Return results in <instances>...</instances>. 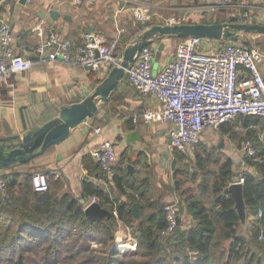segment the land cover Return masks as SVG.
<instances>
[{"label":"crops","instance_id":"0c3cea01","mask_svg":"<svg viewBox=\"0 0 264 264\" xmlns=\"http://www.w3.org/2000/svg\"><path fill=\"white\" fill-rule=\"evenodd\" d=\"M133 1H143L151 5L157 19L153 21L154 24L170 17H176L174 23L184 20L227 22L229 17L230 19L236 17L235 13L240 10L239 6L252 9L257 16V22L264 24V0H235V5L228 9L211 8L215 0H190L194 3L191 6L183 4L187 0H0V11L7 12L15 41L17 44L21 42L27 44V55L33 61L28 71L13 72L6 81L0 82V137L23 136L57 116L63 106L84 100L94 92L112 69L105 65L92 68L74 65L61 59L50 60L47 54L41 55L37 52L36 48L40 42L54 32L59 34L62 40L69 39L80 45L87 40L85 34L90 30L91 34L103 42L120 37L119 51L124 54L125 49L136 42L144 32L140 27L143 23L138 22L134 16ZM54 9L59 11L56 18L51 14ZM122 27L125 31L120 33ZM168 39L170 38H165V41L159 43H156L155 39L152 41L156 48L155 59L158 62L156 70L163 67L175 52L167 51ZM262 69L264 73V62ZM98 105L99 112L72 128L66 139L50 146L34 159L14 166H0V176L14 178L20 182L34 171H44L49 175L53 191L58 198L71 194L82 200L85 207L92 201L90 196L85 198L83 191L84 182L87 180L98 183L113 193V196H119L122 200L127 199L124 194H119L114 181L116 170L120 167L126 168L129 179L136 183L137 189L129 187V192L137 190L141 194L146 191L147 199H144L147 200L146 207L150 201L154 202L159 198L171 197L172 193L176 194L173 170H176L179 161L176 153L180 152L170 150L167 145L170 123L162 120L146 121L142 117L138 122L133 119L135 115H140L145 110L158 108L160 105L158 99L154 96H143L125 74L118 87L109 95V99L106 102L99 101ZM99 126L102 127V131L96 133L95 129ZM252 130H256L255 140L261 149L257 162L261 163L264 162V123L259 122L258 128ZM221 131L227 133L222 128ZM216 133L218 132L212 128L204 131L195 152L196 157L199 155L200 158L205 157V149L212 150L217 145V151L228 154V158L234 160L233 143L224 144L222 141L217 144L215 138L219 134ZM106 139L114 141L118 157L111 177L107 178L106 182H100L98 181L100 169L92 157V151ZM174 159L175 167L172 165ZM222 163L219 160L218 168L208 169L214 175ZM245 167L260 175L256 165L243 166ZM167 168L171 169L172 181L169 180ZM234 172L238 174L235 167ZM168 185L171 191L165 194ZM193 185L194 190L188 194L178 190L180 193L176 198L179 202L180 230L186 233L193 227L202 226L189 212V202L201 200L209 207L210 214L219 208L215 204L213 181L201 182L200 178H197ZM139 206L140 216L144 214L149 217L152 212L156 213L158 210L152 208L145 214L144 208ZM259 208L263 210L261 218L263 225L264 198L257 208L248 209L247 221L250 232L259 225L257 218ZM157 218H160V213L155 219L158 220Z\"/></svg>","mask_w":264,"mask_h":264},{"label":"built area","instance_id":"2783aa9c","mask_svg":"<svg viewBox=\"0 0 264 264\" xmlns=\"http://www.w3.org/2000/svg\"><path fill=\"white\" fill-rule=\"evenodd\" d=\"M235 0H215L211 8H230ZM235 13L237 22L254 23L257 16L252 9L239 6ZM132 10L140 23L152 22L155 13L146 2L133 1ZM176 17L162 19L160 23H174ZM125 28L120 29L123 33ZM241 36L236 39L186 36L177 45L172 58L160 69L155 70L156 48L144 46L136 53L135 59L125 68L129 82L143 95L154 96L159 107L143 111L134 116L138 122L167 121L170 123L167 145L170 150L179 151L184 158H192L201 143L202 135L208 128L237 118L239 115H253L264 123V51L245 43ZM84 43L76 45L72 40H62L57 33L43 39L36 50L47 54L50 60L61 59L74 65L99 68L103 65L119 66L123 55L117 53L120 37L103 42L91 33L85 34ZM0 82L6 81L13 72L28 71L32 59L27 55V44H17L7 12L0 11ZM257 129L251 123L248 129ZM102 127L95 129L101 133ZM244 157L258 159V151L251 137L243 141ZM98 163V181L106 182L114 172L117 150L114 141L103 140L92 151ZM234 181L244 183L245 177ZM35 191L49 189V175L44 171L32 173ZM0 190L8 196L7 179L0 176ZM98 201L96 196L92 201ZM167 226L164 234H171L179 225V202L175 200L164 208ZM117 215V211H115ZM263 210L258 209V224L261 225ZM259 238H264V228ZM121 246V245H120Z\"/></svg>","mask_w":264,"mask_h":264},{"label":"trees","instance_id":"16d2710c","mask_svg":"<svg viewBox=\"0 0 264 264\" xmlns=\"http://www.w3.org/2000/svg\"><path fill=\"white\" fill-rule=\"evenodd\" d=\"M228 21L237 20L231 18ZM153 24V22L140 24L141 31ZM152 43L150 42L148 45H152ZM119 49L120 43L116 51L123 54ZM234 120H239L246 128L251 123L259 124L262 121L253 115H239L231 121ZM229 123L228 121L221 124L224 132H229L230 128L232 131L233 128L231 125L228 126ZM255 131L251 128L248 129L249 135L246 138L251 137L255 140ZM257 151L258 155H261L258 148ZM176 157L180 160L184 155L177 152ZM246 162L247 165H256L260 175L255 174L248 167L242 168L243 170L236 174L234 160L227 158L214 173L213 193L215 204L219 206L218 210L210 214L209 207L201 200L189 202L188 210L198 219L199 225L203 226V231H199L196 226L189 229L188 233L180 230V214L179 225L175 231L171 234L163 233L167 226V220L161 205H157V212H152L149 217L135 216L131 205L137 202L142 208H145L147 204L144 199H147V194L146 191L141 194L137 190L128 191L129 187L137 189V186L135 181L129 179L126 168H118L114 175L116 188L119 194H124L127 197L126 200L120 199L119 196H113V193L94 181L84 182L85 198L96 196L100 204L112 212L110 217L106 216L101 219H93L87 215L82 200L71 194L58 198L53 191L50 179L49 189L39 192L33 188L32 175H27L20 182L14 178L5 177L8 196H5L0 190V259H3L8 249H11L10 255L6 259H10L16 264H30L33 260L26 255L25 249L28 247L36 249L41 245V251L46 253L44 259L50 264L60 262L61 257L75 261L81 259L77 264H128L120 262L118 251H115L116 256L113 257L84 254L91 250L94 240L106 244L110 242L113 245L118 220L121 219L127 224L138 221L137 236L142 252L137 251V253L141 252L143 256L149 257L148 260H139V262L130 264H264V238H259L264 224L253 228L250 239L239 233V227L242 224L235 207L236 200L231 193L226 191V187L234 179L244 176L243 189L247 209H255L261 204L264 198V162H256L249 156H246ZM198 164L200 167L204 166V160L200 158V155ZM179 171L176 169L174 174H178ZM16 185L19 187L15 188ZM174 187L176 190L187 192L186 189H180L181 184L176 179ZM115 211H117V215ZM158 213H160V218L156 220ZM162 234L168 235L167 244L162 240ZM226 240L229 243L224 246L223 241ZM42 241L50 242L42 245ZM169 247L173 251H167ZM64 251L67 252L66 255H64ZM95 251L97 249L92 252ZM51 254L53 260L49 258Z\"/></svg>","mask_w":264,"mask_h":264},{"label":"water","instance_id":"95a60500","mask_svg":"<svg viewBox=\"0 0 264 264\" xmlns=\"http://www.w3.org/2000/svg\"><path fill=\"white\" fill-rule=\"evenodd\" d=\"M54 18L59 15V11L51 12ZM90 30H87V33ZM242 32L264 34V24L259 22H180V23H156L144 30L139 39L128 46L123 54V60L119 66H114L107 77L95 88L94 92L80 102L63 106L59 114L49 119L44 124L36 127L27 134L8 135L0 137V166L9 167L44 153L50 146L60 143L66 139L71 129L84 122L88 117H92L99 112V101L106 102L109 95L115 90L120 81L124 78L125 68L134 61L135 55L144 46L148 45L154 39L162 36H180L191 35L236 39L240 38ZM159 51V50H158ZM159 53V52H158ZM176 165V159L172 162ZM244 186L242 182L233 181L226 187V191L231 193L235 200V207L240 216V221L246 225L248 210L244 197ZM132 211L136 217H140V206L133 203ZM85 213L93 219H101L112 215L111 210L103 207L99 201H93L85 207ZM203 230L202 226L198 227Z\"/></svg>","mask_w":264,"mask_h":264},{"label":"rangeland","instance_id":"374dc122","mask_svg":"<svg viewBox=\"0 0 264 264\" xmlns=\"http://www.w3.org/2000/svg\"><path fill=\"white\" fill-rule=\"evenodd\" d=\"M183 4L191 6L194 3L191 2L190 0H187ZM176 12L178 14V11H176ZM229 19H230V17H229ZM152 20L156 21L157 19L153 18ZM184 22H191V20H184ZM242 35H243L242 40L245 41V43H247V44L251 43L252 45L257 46L264 51V34H258V33H252V32L251 33L242 32ZM165 38H170L167 40V43H168L167 51H169L170 53L175 51L177 45L179 44V42L182 39L180 36H162V37H158L155 39L156 43L165 41ZM154 64H155V70H156L157 69L156 66L158 64L156 59L154 60ZM230 125L233 129L231 131V128H230L229 132H227V133H223L221 131V128H220L221 125L217 128H212V129L215 130L216 132H218V133H216V135L219 134L218 137L215 138V142H217V144H220L222 141L224 142V144H228L229 142L233 143L234 151H233L232 156L234 157V162H235V159L238 160V161L236 160L237 164L235 163L234 167L236 168V171L238 170V172H240L243 170L242 169L243 166L247 165L246 157H244L242 150H243V141L249 135L248 129H246L244 127V125L242 124V122H240L239 120H234L233 122L230 121L228 126L230 127ZM251 139H252L253 143H255L258 150L260 151L261 149L259 147V143L256 140H254L253 138H251ZM216 147H217V145H215L212 150L209 148L205 149V153H206L205 155L206 156L202 158L204 160V166L203 167L199 166L198 158L196 157V155H194L192 158H188V159L181 157V159L178 161V163L176 165L177 166L176 169L180 170V171L178 174L175 175V179L180 182V184H181L180 189L181 190L186 189V191H187L186 194H188L190 191L194 190L195 185H193V181L195 179L200 178L201 182L213 181L215 179L213 172L210 171L208 168H211V167L212 168H218L219 160L221 163V162H224L228 158V154H222L220 151H217ZM211 152H212V154H211ZM199 153H202V152L199 151ZM217 158H219L218 161H217ZM257 158L259 159L260 155H258ZM258 159H256L255 161L257 162ZM166 171L169 174V180L172 181L173 179H172L171 169L167 168ZM174 171L175 170H173V172ZM158 178H161V177H158ZM170 191H171V187H170V185H168L167 191L165 192V194H167V193L169 194ZM179 193H180V191L177 190V193L176 194L172 193L171 197H166L165 199L159 198L154 202L150 201L151 203H148L149 208L145 207L143 213L151 210L152 208H157V205H161V207H163V210H164L166 204L177 200L176 198L179 195ZM146 201L147 200H145L144 202H146ZM146 204H147V202H146ZM248 212H249V210H248ZM144 217H145V215H144ZM247 219H248V217H247ZM248 226H249L248 221L246 222V225L242 224V226L239 227V233H241L246 238L250 239L251 232H250V228ZM138 231H139L138 221H134L132 223L127 224L124 220L119 219L118 225L116 227L114 244L112 245L110 242L106 244V243H102V242L94 240V241H92V244H91V250L84 252V254L85 255L91 254V255H95L97 257H99V256L100 257H105V256L113 257V256H116L115 251L116 252L118 251L117 255L121 258L120 262H125V263L130 264L132 262L133 263L139 262V260H142V261L148 260L149 257H147V256L145 257L141 254L142 249H140V246H139V239L137 236ZM162 235H163L162 240L166 243L168 235H164V234H162ZM39 242H37V244H39ZM47 242H50V241H42L41 244L44 245ZM228 243H229L228 240L223 241L224 246H227ZM120 244H121V246H120ZM123 245H126V246H123ZM41 248H42V246L40 245L36 249L35 248L31 249L29 247L25 249L26 255L29 256L33 260L32 263H30V264H50L49 262L47 263V261L44 259V256L46 255V253L41 251ZM94 249H97V251L92 252ZM10 250L11 249H8L6 251L3 259H0V264H16L13 261H11L10 259H6L10 255ZM168 250L173 251V249L170 247H169V249H167V251ZM137 251H141V252L137 253ZM66 254H67V252L64 251V255H66ZM84 254H83V256H84ZM49 258L53 260V255L51 254ZM13 260H15V259H13ZM80 260L81 259H78V261L67 260V258L61 257V261L56 262L54 264H77L78 262H80ZM90 264H98V263H90Z\"/></svg>","mask_w":264,"mask_h":264},{"label":"bare ground","instance_id":"6f19581e","mask_svg":"<svg viewBox=\"0 0 264 264\" xmlns=\"http://www.w3.org/2000/svg\"><path fill=\"white\" fill-rule=\"evenodd\" d=\"M121 245V244H120ZM123 246H126V245H123Z\"/></svg>","mask_w":264,"mask_h":264}]
</instances>
